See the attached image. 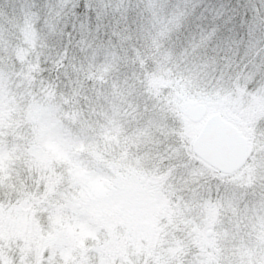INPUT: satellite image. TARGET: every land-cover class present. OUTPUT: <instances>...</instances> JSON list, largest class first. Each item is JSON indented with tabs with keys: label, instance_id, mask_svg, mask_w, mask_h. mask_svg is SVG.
I'll use <instances>...</instances> for the list:
<instances>
[{
	"label": "clouds",
	"instance_id": "1",
	"mask_svg": "<svg viewBox=\"0 0 264 264\" xmlns=\"http://www.w3.org/2000/svg\"><path fill=\"white\" fill-rule=\"evenodd\" d=\"M238 2L248 7L250 16L255 15L256 9L264 11V0ZM57 3L58 0H41L38 10L52 11ZM139 19L143 24L142 31L137 34L133 29V37L126 46L118 41L122 53L119 76L130 79L137 73L141 64H154V57L159 53H169L167 71L173 87L156 103L171 108L189 103L197 111L188 114L186 120L175 117V131L161 138L147 128V121L152 117L151 109L145 108L139 119L134 118L135 123L129 122L128 134L132 139L127 144L114 145L112 148L113 159L121 165V175H125L129 168L134 169L143 182L159 187L164 193L172 192L176 204L182 201L202 202L212 195L208 191L209 187L215 192L232 190L235 185L229 183L227 178L222 179L219 173L205 171L193 179L188 171L180 166V153L177 149L188 142L187 138H181L185 128L199 123L196 116L206 117V109L210 108L214 101L227 93H234L237 84L243 85L254 67L264 64V31H250L248 25L237 19L231 29L221 32L215 42L201 46L193 56L191 44L180 31V27H169L167 35L162 37L161 24L153 22L149 14L145 13ZM57 24H60L59 19ZM35 31L34 39H26L21 32L11 37L5 35L3 44L0 45V72L4 74L5 88L14 93V98L22 109L17 114L22 124L15 143L9 141L0 150V207L5 212L9 210V205L15 204L22 192L35 193L46 184L44 177L47 170L39 166L37 158L46 151L49 132L41 125L29 121L27 110L30 105H39L42 108L66 106L71 81L67 80L65 83L51 73L58 70V66L67 72L69 66L72 69V61L75 60V65H79L81 71L72 72V76L84 78L90 73L94 74L109 59L106 52L99 49H106L111 45V40H105L101 36L100 41L93 47L95 40L85 44L82 42L83 38L74 37V48L78 50V55L69 53L68 65L59 64V61L52 63L49 69L51 78L46 77L42 74L45 69L42 67L41 57L50 47L52 28L40 23L35 26ZM58 32L59 29L57 35ZM20 49H23L25 54L23 62L17 57V51ZM91 57H95L94 63L91 62ZM194 63L200 65L195 76L191 71ZM21 74L30 78L25 89L20 88L23 83ZM259 75L257 84H262L264 74ZM202 105L205 106L203 109ZM5 138L7 139V136ZM253 139L260 145L261 150H264V135H253ZM60 170L64 171L65 178L58 194H50V198L64 204L68 202L65 197L80 198L81 193L86 197L87 189L73 181L63 167H60ZM257 196L259 199L253 206L264 215V196H261L259 191ZM190 215L194 216L195 212Z\"/></svg>",
	"mask_w": 264,
	"mask_h": 264
},
{
	"label": "rangeland",
	"instance_id": "2",
	"mask_svg": "<svg viewBox=\"0 0 264 264\" xmlns=\"http://www.w3.org/2000/svg\"><path fill=\"white\" fill-rule=\"evenodd\" d=\"M155 1L156 3L145 0V2L151 4L149 7L151 9L143 3L144 0H122V2L121 0H91V3L105 22H111L117 18L122 20L124 16H128L130 20H136L147 13L153 22L161 24L162 31L160 35L163 37L167 35L169 27L180 26L178 13L181 9L178 6L182 2L178 0L170 4L165 3V0ZM220 1L221 4L236 3V0ZM33 2L38 5L41 0H29V3ZM24 3L25 0H0V12L5 13L7 16H12L19 12L21 5ZM157 5L161 8L153 11ZM141 6L148 9L141 8ZM173 16H176V18ZM21 33L26 39H34L36 35L35 24L26 26L21 30ZM2 44L3 39H0V45ZM107 55L109 57V65L100 66L94 73L95 87L89 93V99L92 100V103L89 104L88 109L92 110V113L98 117L104 115L109 106L108 103L103 102V97L118 93L125 85L131 91L152 88L156 91L153 94L160 99L164 97L165 90L173 84L168 78L169 74L164 73L162 69L156 70V66H158L156 63H154V67L141 64L137 73L131 76L130 79L119 76L118 62L121 63V54L113 50ZM17 57L21 62L24 61L25 54L23 49L17 51ZM263 86L264 83L256 84L257 89ZM77 99H80L79 94H69L65 104L67 102L73 104ZM156 104L158 103L155 102ZM59 107L61 106L59 105ZM167 108L169 112L172 111L173 113L176 109L175 114L177 113L178 117L186 120L193 106L189 103H184L178 108ZM214 113H220L225 120L238 127L247 138L248 163L243 169L229 176L232 182L243 187L252 185L258 179L254 174L253 161L258 160L264 154V150H261L260 145L253 139V135H258L256 129L229 110L219 112L217 105L212 103V106L207 108L206 117ZM108 122L110 123L111 121ZM202 124L203 121L195 126L186 127L181 133V138H187L188 142L177 149L180 156L189 159L190 156L194 155L195 158L203 162L195 156L192 150V141L199 133ZM110 127L111 131H107L106 134L107 140H111L114 136L113 125H110ZM98 131H102L100 125H98ZM174 131L172 130L171 133ZM123 133L125 132L121 129L119 136L123 135L125 137L126 135L127 139L130 138L129 134L125 133L124 135ZM127 139L125 140L124 138L123 141H118L117 143L119 145L122 143L127 144ZM117 143L112 141L110 145H117ZM108 149L112 151L111 148L108 147ZM204 164L207 165L206 163ZM118 165L120 164L114 163L113 167ZM74 171L68 173V175L73 181L80 183L87 189L86 197L84 193H81L80 198L76 196L65 197L68 202L64 204L57 200V205L55 207L52 206V210L49 212V206L39 210L28 209L27 199L30 193L22 192L16 200V202L19 200V204L16 207H9L7 212L0 207V225L3 227L0 226V262L2 264H114L111 254L109 255L106 249L107 237L105 233L108 230L110 234H116L115 238L127 233V238L125 239L126 249L130 252V256H132L135 263H139L143 258L145 238L158 237L159 240L155 254L151 255V260L154 263L150 264H168L172 258H176L180 262L188 260L192 250L186 244V240L191 235H202L208 250L216 258H222L224 264H231V260L224 262L225 256H223L222 248L225 249L224 246L234 230L230 226H224V216L221 214L222 209L219 210L217 198H212V195L205 201L206 203L211 202L209 206H205L204 203H196L194 204V210L192 206L181 209L182 202L180 204L174 203V194L172 192L164 193L159 187L143 182L134 169L129 168L123 176L120 171L115 172L108 169L104 172L99 169L82 175ZM58 174H47L45 177L51 179ZM58 177L63 182L65 175L61 174ZM45 181L46 184L50 183L52 185L54 183L51 180ZM61 181L57 180L52 188L54 190L57 187V194L62 184ZM214 200L216 201L214 202ZM200 204L204 205L202 210L199 208L201 207ZM191 207L192 211L188 213L187 211L191 210ZM184 210L187 211L181 212ZM202 211L205 212L198 217V214ZM192 212H195V214L197 212V214L191 215L192 220L187 224L181 225L180 219L184 217V214ZM173 215H175V219H170ZM188 216L186 215L185 217ZM260 220L262 221V228L257 237L259 241L264 237V221ZM5 221L12 222L8 227L4 228ZM184 226H186L185 230L183 229ZM188 227L193 228V230L189 236H185L184 234ZM41 238L42 241L39 242ZM45 241L50 247L46 248L44 245V249H41V252L44 250L46 252L45 257H43L39 253L38 248ZM232 241L240 244L242 240L236 235L235 238L232 237ZM247 246L249 248V245ZM258 251L251 250L253 255ZM112 253H115V249H113ZM38 254L39 258L37 257ZM258 255H261L260 252H258ZM116 259L117 264H126L122 256L118 255ZM258 260L259 258L256 259V264L259 262Z\"/></svg>",
	"mask_w": 264,
	"mask_h": 264
},
{
	"label": "trees",
	"instance_id": "3",
	"mask_svg": "<svg viewBox=\"0 0 264 264\" xmlns=\"http://www.w3.org/2000/svg\"><path fill=\"white\" fill-rule=\"evenodd\" d=\"M141 1V0H140ZM156 3L155 0H149ZM165 3H174L178 0H165ZM183 3V0H180ZM160 2V0H159ZM206 3L212 5H220V0H205ZM148 8L150 3L143 2ZM158 3V2H157ZM156 5V4H155ZM163 7V6H162ZM141 8L148 9L144 6ZM159 5L155 6L153 11L160 9ZM151 9V8H149ZM176 18V16H173ZM179 19V16H178ZM178 28V27H177ZM169 53H159L157 57H154L156 70L162 69V71L168 74L167 62L169 59ZM109 60L102 65L105 67ZM120 65V62H118ZM151 66H155L151 64ZM91 67V64H90ZM73 73L81 71L79 65H74L71 69ZM23 76V83L20 84L21 89L28 87L29 77L25 74ZM94 74H89L84 78H76L74 76L69 79L71 81V94H79V100L77 99L75 103L67 102L65 107H59V105L49 106L48 108H42L39 105H30L27 110L28 120L41 125L42 128L49 132V138L45 145L46 151L39 155L37 158V163L39 166L47 170V174H64V171L60 170L63 167L67 173L78 172L79 174H86L91 171H97L102 169V171H120L121 165L113 167L114 163H117L112 157V151L108 149L113 148L110 145L112 141L118 142L123 141L126 138V134L129 133V122L135 123L136 119L144 114L145 108L151 109V119L147 121V128L154 132L156 135L163 138L164 135H169L173 127V119L178 116L177 111L169 112L167 107L163 108L162 104H156L155 102L159 99L157 95H154L156 91L152 88L139 89L138 91L129 90L128 86L125 85L117 93L103 97V102L109 104L106 113L100 117L92 113V110L88 109L89 104L92 100L89 99V93L94 89ZM86 81V82H85ZM251 84L250 79L246 80L243 85L237 84L234 93H227L223 97L214 101L219 109L229 110L234 115H237L242 120L246 121L248 125L256 129L258 135H262L264 128H261L259 122L264 120V86L257 89L256 85L253 88H249ZM173 87V84L171 85ZM170 87V88H171ZM169 88H167L168 90ZM165 90V92H167ZM135 97V100L131 99ZM106 98V99H105ZM22 111L21 107L14 98V93L6 90L5 79L3 77L0 80V150L3 149L7 142L15 143L17 138V133L21 131L22 121L18 117V113ZM59 114V115H58ZM111 121L110 123L108 121ZM98 125L102 127V131H98ZM110 125H113V134L111 140H107V131H111ZM59 128V129H58ZM61 128V129H60ZM121 129L125 132L120 135ZM162 134V135H161ZM135 135V132L132 133ZM7 136V139L5 138ZM132 139V136L128 138V142ZM127 142V143H128ZM117 145H119L117 143ZM180 166L188 171V173L195 179L197 176L202 175L205 171H209L213 174H217L216 170L205 165L203 162L199 161L194 155L190 158L182 157L179 155ZM118 164V163H117ZM59 166V167H58ZM77 169V170H76ZM221 178H227L229 183L235 185V188H247V186H241L230 180L229 175L221 174ZM52 177L48 179L44 177L45 180H51L56 183L57 180L61 181L58 177ZM62 182V181H61ZM54 183L51 185L45 184L41 189L35 193H30L28 195V209H40L45 206H49V212L52 210V206H56L58 201L56 199L50 198L51 196L57 195V187L52 190ZM232 189V190H233ZM56 191V193H55ZM209 192H212V198H217L216 192L212 187L208 188ZM231 191V190H230ZM243 193H241V197ZM207 198L202 202L205 206H209L211 202H205ZM216 200H214L215 202ZM197 202L192 201L190 203H185L182 201L180 206L181 209L187 206H192L193 210L195 208L194 204ZM218 208L222 209V216H224V226H230L234 230V234L230 235L227 243L225 244V249L222 248L224 252L226 261L231 260V264H256V259L259 258L260 264L264 262V237L261 241L258 240L259 231L262 228V219L264 221V215H261L257 211L256 207L252 206L250 212L248 210L247 204H245L244 210H240L238 206L230 199H225L221 201L217 198ZM19 204V200L15 202L14 205H9V207H16ZM213 204V203H212ZM199 207L201 210L204 205ZM191 210L181 211V212H191ZM202 211L198 214L204 213ZM13 213V212H10ZM197 214V212H196ZM195 214V215H196ZM188 217H185V216ZM175 219V215L171 216L170 219ZM169 219V220H170ZM12 220V219H11ZM190 214H184V217L180 219L181 225L187 224L191 221ZM12 221H5V227ZM1 226V225H0ZM2 227V226H1ZM184 226V230H185ZM3 228V227H2ZM193 228H186L185 236H189L192 233ZM223 230V228H222ZM13 232V231H12ZM106 232V231H105ZM10 233V232H9ZM8 233V234H9ZM108 234V235H107ZM116 234H110V231L105 233L107 237V252L111 254V259L114 264H117V256H122L126 264H150L153 262L151 260V255L155 254L156 246L159 244L158 237L156 238H145L143 243V258L139 263H135L130 256V252L126 249L125 239L127 238V233L122 234L115 238ZM242 240L240 244H236L232 241V237H236ZM7 236V235H6ZM42 241V238L39 242ZM247 242V243H245ZM186 244L192 250L191 256L188 260L183 263L178 261L176 258H172L168 264H224L222 258L218 259L216 256L208 250L206 247L202 235H191L186 240ZM44 245L47 248L50 247L45 241L39 246L38 251L45 257ZM249 245V248L248 246ZM119 248V253H118ZM42 249V250H41ZM115 249V253L112 251ZM254 249L256 252H260L261 255L251 252ZM38 253V252H37ZM118 253V255H116ZM255 254H257L255 256ZM39 258V254L37 256ZM131 257V258H130ZM256 258V259H255ZM217 259V260H216ZM154 263V262H153ZM257 263V264H258Z\"/></svg>",
	"mask_w": 264,
	"mask_h": 264
},
{
	"label": "snow or ice",
	"instance_id": "4",
	"mask_svg": "<svg viewBox=\"0 0 264 264\" xmlns=\"http://www.w3.org/2000/svg\"><path fill=\"white\" fill-rule=\"evenodd\" d=\"M38 8L39 6L34 2L29 3V0H25L19 12L12 16L0 12V39H4L5 35L9 37L16 35L33 23L35 26L44 23L51 27L50 47L41 57L42 67L45 69L42 74L49 78L51 75H55L65 83L72 77L71 66L67 72L58 66V70L52 72L51 75L49 69L51 64L57 61L59 64L68 65L69 53L78 55V50L74 48V37L83 38L82 42L85 44L95 40L93 43V47H95V43L99 42L100 37L103 36L105 40H111V45L106 49L99 50L109 54L115 46V52L122 55L118 41L126 46L133 37V29L137 34L143 29L140 19L130 20L128 16H124L122 20L117 18L111 22H105L95 11L91 0H58L52 11L38 10ZM178 8L181 9L178 13L180 31L190 42L193 56L201 46L215 42L221 32L231 29L233 22L237 19L242 24L248 25L250 31L257 29L264 31V11L256 9L255 15L250 16L248 7L240 4L238 0L235 4L220 5H210L205 0H183ZM57 19L60 20V24H57ZM57 29H59L58 35ZM155 39L158 40V38ZM91 62H95V57H91ZM75 63L76 61L73 60L72 64L75 65ZM199 67L200 65L193 64L191 69L193 76L197 74ZM259 74H264V64L254 67L250 75L246 77V80H251L250 89L257 84V80L260 79ZM3 77V72H0V80ZM131 99L135 100V97ZM258 126L264 128V120H261ZM253 170L258 177L254 184L247 188H235L231 191L218 190L217 198L221 201L232 200L240 210H244L245 204H247L250 212L254 202L259 199L257 191L261 196H264V154L258 160L253 161ZM241 193H243L242 197Z\"/></svg>",
	"mask_w": 264,
	"mask_h": 264
},
{
	"label": "water",
	"instance_id": "5",
	"mask_svg": "<svg viewBox=\"0 0 264 264\" xmlns=\"http://www.w3.org/2000/svg\"><path fill=\"white\" fill-rule=\"evenodd\" d=\"M205 106H201L203 109ZM207 110V109H206ZM197 110L192 108L188 114ZM199 122L205 117L196 116ZM194 154L212 168L223 174H234L241 170L248 160V140L242 132L221 114L209 116L192 141Z\"/></svg>",
	"mask_w": 264,
	"mask_h": 264
}]
</instances>
